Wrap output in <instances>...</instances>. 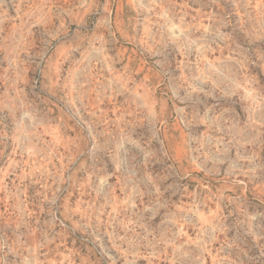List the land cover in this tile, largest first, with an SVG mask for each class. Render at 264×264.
<instances>
[{"label": "rangeland", "instance_id": "obj_1", "mask_svg": "<svg viewBox=\"0 0 264 264\" xmlns=\"http://www.w3.org/2000/svg\"><path fill=\"white\" fill-rule=\"evenodd\" d=\"M0 264H264V0H0Z\"/></svg>", "mask_w": 264, "mask_h": 264}]
</instances>
